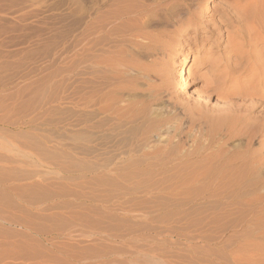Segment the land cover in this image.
Instances as JSON below:
<instances>
[{
    "label": "rangeland",
    "instance_id": "obj_1",
    "mask_svg": "<svg viewBox=\"0 0 264 264\" xmlns=\"http://www.w3.org/2000/svg\"><path fill=\"white\" fill-rule=\"evenodd\" d=\"M239 1L138 0L130 23L110 17L118 0H0V153L9 183L36 180L22 196L0 188L1 218L28 234L0 264H264V106L234 93L259 68ZM207 145L256 156L244 210L200 201L218 184L186 179L197 158L158 165L159 148Z\"/></svg>",
    "mask_w": 264,
    "mask_h": 264
},
{
    "label": "bare ground",
    "instance_id": "obj_2",
    "mask_svg": "<svg viewBox=\"0 0 264 264\" xmlns=\"http://www.w3.org/2000/svg\"><path fill=\"white\" fill-rule=\"evenodd\" d=\"M150 1V0H149ZM230 1V0H229ZM232 1V0H231ZM233 1H235V0H233ZM239 1V0H238ZM243 1H245V0H242V4H243ZM248 1V0H247ZM161 2V1H160ZM249 2V4H245V5H243L242 7H243V9H241V5L239 4V3H241V1H239V3H238V5H236V14L238 15V17H242V18H244V20H246V21H243V23L244 22H246V24H244L243 26H246V29H248V32H249V35L251 36H249L250 38H251V40L249 41V42H251V44H252V47H253V49H254V52H253V61H254V63L255 64H257L258 66H259V68H255V75H254V78H257V80H258V85L257 86H254V87H252V88H248V89H235L234 88V93L238 96V97H240V98H245L246 96H251V97H253V98H255V99H258V103H260V104H262L263 106H264V0H249L248 1ZM92 3H93V1H92ZM91 3V4H92ZM98 3V2H97ZM118 4H117V10L116 11H114V13H110V15L112 14V15H114V17H116L117 19H120V20H123V19H125V18H127V17H130L131 16V14H135L133 17H131V18H127V20H129L128 22H130V23H134V21H135V16H137L138 14H141V13H143L144 12V9L146 8L145 6H144V4H142L141 2L138 4V0H120V2H119V0H118V2H117ZM231 3V2H230ZM230 3H228V4H230ZM236 3V4H237ZM245 3V2H244ZM234 4V3H233ZM86 5V4H85ZM116 5V4H115ZM232 5V4H231ZM231 5H230V7H231ZM107 6V5H106ZM155 6V5H154ZM228 7H229V5H227ZM233 6V5H232ZM235 6V5H234ZM108 7V6H107ZM162 7V6H161ZM228 7H226V8H228ZM235 8V7H234ZM104 9V8H103ZM146 9H148V8H146ZM161 9V8H160ZM112 10V9H111ZM115 10V9H114ZM151 10V9H150ZM228 10V9H227ZM230 10H231V8H230ZM229 10V11H230ZM234 10V11H235ZM104 11V10H103ZM146 11V10H145ZM232 11H233V9H232ZM106 12V11H105ZM113 12V11H112ZM155 12V11H154ZM162 12V11H161ZM226 12V11H225ZM101 13V12H100ZM147 13V12H146ZM233 13V12H232ZM235 13V12H234ZM96 14V13H95ZM105 13H103L102 15H104ZM151 14V13H150ZM230 13H228V15H229ZM90 15V14H89ZM110 16V17H113V16ZM157 15V14H156ZM235 15V14H234ZM236 15V16H237ZM90 16H92V15H90ZM105 16V15H104ZM104 16H103V18H104ZM140 16V15H139ZM99 17V16H98ZM106 17L108 18L109 16L108 15H106ZM228 17V16H227ZM230 17V16H229ZM232 17V16H231ZM107 18H105L106 20H107ZM137 18V17H136ZM149 18V17H148ZM153 18V17H152ZM93 19V18H92ZM97 19H99V18H97ZM144 19H145V17H144ZM170 19V18H169ZM201 19V18H200ZM91 20V19H90ZM101 20H103L102 18H101ZM112 20V19H111ZM116 20V19H115ZM146 20V19H145ZM230 20V19H229ZM238 20H239V18H238ZM243 20V19H242ZM104 21V20H103ZM108 21V20H107ZM227 21H228V19H227ZM98 22V21H97ZM105 22V21H104ZM104 22H103V24H104ZM113 22V21H112ZM122 22V21H121ZM124 22H125V20H124ZM99 23H101V21H99ZM130 23H128V24H130ZM136 23V22H135ZM227 23V22H226ZM91 24V23H90ZM94 24H96V23H94ZM121 24V23H120ZM141 24V23H140ZM212 24V23H211ZM100 25V24H99ZM127 25V24H126ZM134 25H136V24H134ZM138 25H139V22H138ZM241 25H242V22H241ZM87 26V25H86ZM91 25H89L88 24V27H90ZM124 26V25H123ZM141 26V25H140ZM93 27H95V26H91V28H93ZM102 28V27H101ZM100 28V29H101ZM125 28H126V26H125ZM127 28H128V26H127ZM126 28V29H127ZM131 28V27H130ZM134 28V27H133ZM136 28H138L137 26H136ZM86 29V28H85ZM103 29V28H102ZM116 29V28H115ZM135 29V28H134ZM95 30V29H94ZM121 30V29H120ZM128 30V29H127ZM111 31H113V30H111ZM128 31H130V30H128ZM90 33V32H89ZM114 33V32H113ZM87 35V34H86ZM251 61V60H250ZM3 66L2 65H0V74H1V72H3L5 69H7V68H2ZM231 70H233V69H231ZM235 70V69H234ZM230 71V70H229ZM183 72V71H182ZM243 72H244V70H243ZM231 72H228L227 74H225L228 78H229V76H232V74H230ZM250 76V75H249ZM227 77H226V79H227ZM238 78V77H237ZM251 79V78H250ZM252 82V81H251ZM9 83V82H8ZM237 83H238V85H237ZM244 82H242L241 80H237V82H236V87L238 86H240L241 84H243ZM40 84V83H39ZM250 84V83H249ZM37 85V84H36ZM34 86V85H33ZM3 87H5V84H2V78L0 77V92H1V90H4V88ZM45 87V86H44ZM248 87V86H247ZM246 87V88H247ZM32 88V87H31ZM184 88V85H182V87H181V89H183ZM17 90V89H16ZM29 90V89H28ZM7 91V90H6ZM6 91H4L2 94H4ZM19 91H23L24 92V90H19ZM27 91V90H26ZM22 92V93H23ZM12 93V92H11ZM22 93H21V95H22ZM26 93V92H25ZM24 93V94H25ZM15 94L16 95H20V92H19V94H17L16 92H15ZM8 95V94H7ZM10 95V94H9ZM13 94H11V96H12ZM16 95H13L12 97H14V96H16ZM3 95H1V97H2ZM23 96V95H22ZM4 97V96H3ZM8 98V97H7ZM5 100V99H4ZM253 101H255L254 99H252ZM87 102V101H86ZM256 102V103H257ZM1 104H2V102H0ZM252 104V103H251ZM3 105V104H2ZM90 105V104H89ZM261 105V106H262ZM4 106V105H3ZM3 106H0V109H1V107H3ZM41 106V105H40ZM5 107V106H4ZM13 108V107H12ZM221 111V110H220ZM238 111V110H237ZM230 112V111H229ZM251 112V111H250ZM261 112V111H260ZM233 113V112H232ZM245 113V112H244ZM252 113V112H251ZM262 113V112H261ZM250 114V113H249ZM237 117H238V115H237ZM246 117V116H245ZM256 117V116H255ZM254 118V117H253ZM257 118V117H256ZM230 119H233V118H230ZM236 119H239V118H236ZM241 119V118H240ZM253 120V119H252ZM258 120V119H257ZM257 120H255V121H257ZM4 121V120H3ZM235 121V120H234ZM238 121V120H237ZM244 121H245V119H244ZM2 122V121H1ZM23 122V121H22ZM218 122V121H217ZM247 122V121H246ZM236 123V122H235ZM245 123V122H244ZM249 123V122H248ZM252 123V122H251ZM35 124V123H34ZM254 125H255V123H253ZM24 125V124H23ZM26 125V124H25ZM228 125V124H227ZM230 125V124H229ZM228 125V126H229ZM232 125V124H231ZM247 125V124H246ZM102 126V125H101ZM235 126V125H234ZM259 126V125H258ZM262 126L264 127V120L262 121ZM222 127H223V125H222ZM254 127V126H253ZM217 129V128H216ZM232 130V129H231ZM240 130V129H239ZM92 131V130H91ZM243 131V130H242ZM66 132V131H65ZM29 133V132H28ZM109 133V132H108ZM245 133V132H244ZM68 134H70V133H68ZM103 134V133H102ZM238 135V134H237ZM2 136V135H1ZM10 135H8V137H9ZM229 136H230V134H229ZM11 137H15V136H12L11 135ZM212 138V137H211ZM230 138V137H229ZM12 139V138H11ZM231 139V138H230ZM20 140V139H19ZM76 140V139H75ZM179 140V139H178ZM9 141H11V140H9ZM181 141V140H180ZM211 141H212V139H211ZM12 142V141H11ZM24 143H26V142H24ZM72 143V142H71ZM264 143V142H263ZM262 143V144H263ZM261 144V145H262ZM164 145V144H163ZM16 146V145H15ZM161 146V145H160ZM164 146H166V145H164ZM208 146V145H207ZM212 146V145H211ZM107 147V146H106ZM135 147V146H134ZM162 147V146H161ZM246 147V146H245ZM261 147V146H260ZM20 148H22V147H20ZM35 148V147H34ZM69 148V147H68ZM170 148V147H169ZM168 148V149H169ZM52 149V148H51ZM145 149V148H144ZM194 149V148H193ZM211 151H210V150ZM246 149V148H245ZM259 149V148H258ZM2 150V149H1ZM21 150V149H20ZM22 150H24L25 151V149H22ZM158 150V149H157ZM157 150H155L156 151V153H158V151ZM159 154L160 155H164L165 157H166V154H167V159H168V161H167V159H165V157H163V158H161V157H159V158H161L160 160H159V162H161L160 164L158 163V165L160 166V168L162 167H165L166 165H165V163L164 162H169L171 165H173V166H175L174 168L176 169L177 167H178V165L180 166V162H182L183 161V157L185 156V157H187V158H191V157H195V158H197V160H194L195 161V165H193V164H190V165H192V166H194L196 169H195V171L190 175L189 174V176H188V174H187V180H189V182L191 183H193V182H195V183H199V182H202V183H208V186H209V184L211 185V184H218V186H213L209 191L207 190V188H206V185H205V187L204 188H202L203 190H205L204 191V193H202L201 195H199L198 196V198L200 199V201L201 202H208V201H210V202H212L213 200H220V198L222 197V196H225L226 195V197H223V198H227L228 200H229V202H228V200H227V202L229 203V205H227L229 208V210L230 211H232V209L234 210L235 208H239V206H240V204H238L239 202L238 201H240L241 199H243V198H245V196H247V194L244 192L245 191V189H247L248 187H249V185H251V181H249V180H247V177H246V175H248L246 172L248 171H246V168H245V166H248V164H249V162H250V160H251V157L253 156H255V155H251L252 153H251V151H252V149L249 151V153H247V151H245V152H242V153H237V154H232V153H230V152H228V154H226L225 152H222V150L220 149H218V150H212L209 146L208 147H203V148H197L196 149V151H194L193 153H191V154H183L182 155V153H185V152H187L188 153V151H185V152H181V153H179L178 152V148L176 149L175 148V150H172V151H168L166 148H162V149H160L159 148ZM170 150H171V148H170ZM209 150V151H208ZM254 150V149H253ZM257 150V149H256ZM224 151H228V150H225L224 149ZM232 151V150H231ZM77 152V151H76ZM241 152V151H240ZM255 152V151H254ZM258 152V151H257ZM260 152V156L258 157V159L256 160L257 161V163L255 162V160H254V162H253V164L255 163V164H258V165H260V166H264V144H263V148H262V150L261 151H259ZM4 153V152H3ZM21 153V152H20ZM70 153V152H69ZM155 153V152H154ZM229 153L230 154H232V155H229ZM8 154H11V153H8ZM142 154V153H141ZM140 154V155H141ZM153 154V153H152ZM249 154V155H248ZM259 153H257V155H258ZM7 155V154H6ZM154 156H155V154H153ZM157 155V154H156ZM251 155V156H250ZM2 156L4 157V155L3 154H1L0 153V188L2 187V186H6V184L7 183H9L8 182V178H7V176H6V174H5V170L6 169H10L9 167L8 168H6L5 169V166H6V164H8V161L7 160H5L4 158H2ZM13 156V155H12ZM25 156H26V154H25ZM80 156V155H79ZM85 156V155H84ZM109 156V155H108ZM145 156V155H144ZM150 156V155H149ZM159 155H157V157H158ZM33 157V156H32ZM31 157V158H32ZM77 157V156H76ZM88 157V156H87ZM105 157V156H104ZM137 157V156H136ZM6 158H7V156H6ZM9 158H11V156L9 157ZM8 158V159H9ZM89 158V157H88ZM90 158H91V156H90ZM127 158V157H126ZM132 158V157H131ZM139 158V157H138ZM143 158V157H142ZM148 158V157H147ZM159 158H157V159H159ZM255 159H256V156L254 157ZM22 159H25V158H22ZM21 159V160H22ZM33 159V158H32ZM38 159V158H37ZM181 159H182V161H181ZM27 160V159H26ZM40 160V159H39ZM85 160V159H84ZM128 160V159H127ZM143 160V159H142ZM147 160H149V159H147ZM166 160V161H165ZM16 161V160H15ZM20 161V160H19ZM19 161H17V162H19ZM28 161V160H27ZM109 161V160H108ZM139 161H140V159H139ZM146 161V160H145ZM193 161V162H194ZM249 161V162H248ZM14 162V161H13ZM39 162V161H38ZM44 162V161H43ZM42 161H41V163H43ZM50 162V161H49ZM248 162V164L247 165H245L246 163ZM10 163H11V161H10ZM16 163V162H15ZM99 163V162H98ZM140 163V162H139ZM139 163H137V164H139ZM143 163H145L144 161H143ZM169 163H168V166H169ZM180 163V164H179ZM251 163H252V160H251ZM162 164H164L165 166H163ZM10 165V164H9ZM8 165V166H9ZM14 165V164H13ZM135 165H136V163H135ZM148 165H149V163H148ZM188 165H189V163H188ZM249 165H251L252 166V164H249ZM16 166V165H15ZM34 166V165H33ZM41 166V165H40ZM114 166V165H113ZM142 166V165H141ZM140 166V167H141ZM147 166V165H146ZM152 166V165H151ZM49 167V166H48ZM138 167H139V165H138ZM182 167V166H181ZM185 167V166H184ZM188 167V166H187ZM191 166H189V168H190ZM257 167V166H256ZM12 168V167H11ZM30 168V167H29ZM54 168V167H53ZM109 168V167H108ZM146 168V167H145ZM168 168V167H167ZM173 168V169H174ZM193 168V167H192ZM250 168V167H249ZM5 169V170H4ZM27 169V168H26ZM32 169H34V168H32ZM31 169V170H32ZM104 169V168H103ZM113 169V168H112ZM166 169V168H165ZM180 169V168H179ZM188 169V168H187ZM194 169V168H193ZM193 169H192V171H193ZM251 169V168H250ZM12 170V169H11ZM10 170V171H11ZM13 170H14V168H13ZM13 170H12V172L11 173H13ZM35 170V169H34ZM61 170V169H60ZM107 170V169H106ZM141 170V169H140ZM146 170V169H145ZM163 170V169H162ZM185 170V169H184ZM184 170H182V171H184ZM14 171H16V170H14ZM55 171V170H54ZM108 171V170H107ZM136 170H134V172H135ZM152 171V170H151ZM189 171V170H188ZM191 171V170H190ZM9 172V171H8ZM127 172V171H126ZM125 172V173H126ZM160 172V171H159ZM169 172V171H168ZM174 172V171H173ZM186 172V171H185ZM16 173H18L17 171H16ZM60 173V172H59ZM110 173V172H109ZM115 173V172H114ZM128 173V172H127ZM176 173V172H175ZM184 173V172H183ZM13 174H15V173H13ZM41 175V174H40ZM138 175V174H137ZM169 175H171V174H169ZM6 176V177H5ZM17 176H18V178H19V174L17 175H15V176H13V177H16V178H14V179H18L17 178ZM101 176V175H100ZM175 176V175H174ZM179 176V175H178ZM9 178H10V176H8ZM12 177V176H11ZM12 177V178H13ZM31 177V176H30ZM45 177V176H44ZM72 177V176H71ZM176 177V176H175ZM184 177V176H183ZM7 178V179H6ZM12 178H10V179H12ZM25 178H27V177H23V179L20 177L19 178V180L18 181H21V179L24 181L25 180ZM189 178V179H188ZM29 179V178H28ZM28 179H26V180H28ZM31 179V178H30ZM44 179V178H43ZM159 179V178H158ZM169 179V178H168ZM249 179H252L251 177L249 178ZM38 180V179H37ZM247 180V181H246ZM29 181V180H28ZM39 181H40V178H39ZM41 181H42V179H41ZM40 181V182H41ZM46 181V185L47 186H49V187H51L50 186V184H47V180H45ZM170 181V180H169ZM180 181V180H179ZM244 181H246V182H244ZM11 182H12V180H11ZM9 183V185L7 184V188L11 191V193L14 195V194H19L20 196H22L23 195V193L25 194V192H29L28 190H30V189H32V188H34L35 187V185L36 184H34V183H36V180L34 179V182H23V183H18V182H16L15 180L13 181V183ZM43 182V181H42ZM50 182V181H49ZM48 182V183H49ZM57 182V181H56ZM63 182V181H62ZM183 182V181H182ZM181 182V183H182ZM244 182V183H243ZM39 183V182H38ZM38 183H37V185H38ZM162 183V182H161ZM170 183V182H169ZM168 183V184H169ZM188 183V182H187ZM190 183L188 184V185H190ZM191 183V184H192ZM44 184V185H45ZM52 184V183H51ZM186 184V183H185ZM199 184H201V183H199ZM261 184V183H260ZM53 185V184H52ZM55 185V184H54ZM54 185H53V189L55 188L54 187ZM66 185V184H65ZM71 185V184H70ZM127 185V184H126ZM255 185V184H254ZM40 186V185H39ZM185 186V185H184ZM195 186V185H194ZM197 186V185H196ZM195 186V187H196ZM199 186V185H198ZM248 186V187H247ZM257 186V185H256ZM4 187H2V188H4ZM42 187V186H41ZM136 187V186H135ZM186 187V186H185ZM37 188V187H36ZM35 188V189H36ZM40 188V187H39ZM46 188V187H45ZM48 188V187H47ZM46 188V192L48 191V189ZM52 188V187H51ZM97 188V187H96ZM191 188H193V187H191ZM197 188V187H196ZM5 190H6V188H4ZM44 189V188H43ZM71 189V188H70ZM3 190V189H2ZM8 190V191H9ZM37 190H38V188H37ZM40 190V189H39ZM50 190V189H49ZM79 190V189H78ZM160 190H162V189H160ZM172 190V189H171ZM57 191V190H56ZM83 191V190H82ZM81 191V192H82ZM88 191V190H87ZM189 191V190H188ZM192 191H193V189H192ZM206 191H208V193H206ZM0 192H1V190H0ZM5 192H7V191H5ZM32 192H34V191H32ZM164 192V191H163ZM173 192V191H172ZM221 192V193H220ZM10 193V192H9ZM30 193V192H29ZM54 193V192H53ZM106 193V192H105ZM184 193V192H183ZM3 194H4V192H3ZM2 194V195H3ZM6 194V193H5ZM131 194V193H130ZM179 194V193H178ZM186 194V193H185ZM197 194H198V192H197ZM18 195V196H19ZM30 195V194H29ZM29 195L27 194V201H28V197H29ZM52 195V194H51ZM57 195V194H56ZM59 195V194H58ZM103 195V194H102ZM163 195V194H162ZM184 195V194H183ZM182 195V196H183ZM190 195V194H189ZM262 195V194H261ZM5 196H8V195H5ZM17 196V195H16ZM17 196V197H18ZM19 196V197H20ZM49 196H50V194H49ZM67 196V195H66ZM77 196V195H76ZM84 196V195H83ZM138 196V195H137ZM168 196V195H167ZM180 196V195H179ZM250 196V195H249ZM1 197V196H0ZM18 197V198H19ZM91 197V196H90ZM173 197V196H172ZM175 197V196H174ZM256 197V196H255ZM22 198V197H21ZM25 198V199H26ZM61 198V197H60ZM184 198V197H183ZM190 198V197H189ZM197 198V199H198ZM30 199V198H29ZM169 199V198H168ZM181 199H182V197H181ZM193 199V198H192ZM197 199H196V201H197ZM253 199V198H252ZM20 200H22V199H20ZM79 200V199H78ZM154 200V199H153ZM159 200V199H158ZM180 200V199H179ZM184 200V199H183ZM264 200V199H263ZM23 201H24V199H23ZM140 201H142V200H140ZM195 201V198L193 199V201L192 202H196ZM223 201V200H222ZM246 201V200H245ZM253 201V200H252ZM25 202V201H24ZM56 202V201H55ZM157 202V201H156ZM180 202V201H179ZM220 202V201H219ZM226 202V201H225ZM243 202H244V200H243ZM247 202V201H246ZM27 203V202H26ZM60 203V202H59ZM191 203V202H190ZM241 203V202H240ZM245 203V202H244ZM251 203V202H250ZM258 203V202H257ZM38 204V203H37ZM135 204V203H134ZM140 204V203H139ZM242 204V203H241ZM23 205V204H22ZM142 205V204H141ZM239 205V206H238ZM64 206V205H63ZM107 206V205H106ZM121 206V205H120ZM130 206V205H129ZM188 206V205H187ZM201 206V205H200ZM217 206V205H216ZM30 207H31V205H30ZM45 207V206H44ZM256 207V206H255ZM263 207V206H262ZM38 208V207H37ZM142 208V207H141ZM170 208V207H169ZM181 208H183V207H181ZM201 208V207H200ZM31 209V208H30ZM89 209V208H88ZM107 209V208H106ZM130 209V208H129ZM35 210V209H34ZM71 210V209H70ZM103 210V209H102ZM122 210V209H121ZM156 210V209H155ZM240 210H244V206L242 207L241 206V209L239 208V211ZM250 210H251V208H250ZM12 211V210H11ZM14 211V210H13ZM63 211V210H62ZM74 211V210H73ZM106 211H108V210H106ZM135 211V210H134ZM142 211V210H141ZM163 211V210H162ZM65 212V211H64ZM70 212H72V211H70ZM118 212V211H117ZM177 212V211H176ZM182 212V211H181ZM13 213V212H12ZM43 213V212H42ZM56 213V212H55ZM81 213V212H80ZM79 213V214H80ZM88 213H90V212H88ZM165 213V212H164ZM179 213V212H178ZM197 213V212H196ZM211 213V212H210ZM228 213V212H227ZM61 214V213H60ZM92 214V213H91ZM145 214H147V213H145ZM232 214V213H231ZM46 215V214H45ZM71 215V214H70ZM69 215V216H70ZM93 215H94V213H93ZM116 215V214H115ZM225 216V215H224ZM238 216V215H237ZM219 217V216H218ZM234 217V216H233ZM3 218V217H2ZM1 218V216H0V250L1 249H7V248H12L13 249V247H16L18 244H19V242H18V240H17V238H19L20 239V237H24V235L27 233V232H25V234L22 236V233L20 232V231H22V230H20V231H16V229L15 228H13L12 226V228L13 229H10V227H8L7 226V221H5V220H3ZM181 219V218H180ZM234 219V218H233ZM232 219V220H233ZM214 220V219H213ZM216 220V219H215ZM245 221V220H244ZM247 221V220H246ZM241 222V221H240ZM14 224H16L15 222H13ZM11 224V223H10ZM188 224V223H187ZM13 225V224H12ZM10 226V225H9ZM235 226H236V224H235ZM249 227V226H248ZM25 228V227H24ZM27 229H29L28 227H26ZM238 228H239V226H238ZM15 229V230H14ZM92 230V229H91ZM24 231V230H23ZM176 231V230H175ZM261 232V231H260ZM24 233V232H23ZM30 233V232H29ZM175 233V232H174ZM68 234V233H67ZM28 234H26L25 236H27ZM30 235V234H29ZM174 235V234H173ZM178 235V234H177ZM264 235V234H263ZM70 236V235H69ZM264 237V236H263ZM21 240V239H20ZM19 240V241H20ZM31 242V241H30ZM15 251V250H14ZM233 251V250H232ZM1 252V251H0ZM16 252V251H15ZM234 253V255H235V252H233ZM246 253V252H245ZM2 254V253H1ZM240 254V253H239ZM237 255H238V253H237ZM233 256V255H232ZM239 258V257H238ZM241 258V257H240ZM236 259V258H235ZM243 259H245V256H244V258ZM234 260V259H233ZM240 260V259H239ZM2 261H3V259H2ZM2 261H0V262H2ZM237 261V260H236ZM242 261V260H241ZM31 262V261H30ZM29 263V262H28ZM33 263V262H32ZM31 263V264H32ZM3 264V263H2ZM36 264V263H35Z\"/></svg>",
    "mask_w": 264,
    "mask_h": 264
}]
</instances>
